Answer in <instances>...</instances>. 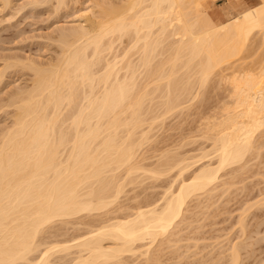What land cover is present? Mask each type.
<instances>
[{
	"label": "bare ground",
	"instance_id": "bare-ground-1",
	"mask_svg": "<svg viewBox=\"0 0 264 264\" xmlns=\"http://www.w3.org/2000/svg\"><path fill=\"white\" fill-rule=\"evenodd\" d=\"M196 2L121 0L114 7L99 6L94 20L84 14L79 28L57 36L61 57L54 65H22L32 72L30 88L12 101V128L0 137V264H54L53 255L62 254L64 260L71 250L70 264H121L129 254L147 258L156 239L161 241L160 236L184 219L189 198L210 195L220 171H240L249 156L254 157L256 134L264 128V63L256 74L239 69L227 79L230 91L224 116L214 123L208 120L202 133L210 148L209 153L200 151L198 159L210 156L207 164L178 178L177 188L169 187L160 203L135 207L112 222L100 219L78 237L61 242L57 235L56 243L47 241L58 221L99 211L106 216L103 211L122 194L124 184H118L120 176L114 173L123 168L132 174L139 168L131 136L143 124L149 95L148 99L157 94L163 112L177 110L182 94L195 85L203 87L213 70L237 55L250 35H264V0L218 26L200 15ZM122 38L130 45L119 57L114 44ZM121 128L127 137H122ZM145 134H140L142 141ZM176 157L173 164L181 176L194 162ZM159 170L156 167L149 175L156 176ZM233 255L231 264L237 262Z\"/></svg>",
	"mask_w": 264,
	"mask_h": 264
},
{
	"label": "rangeland",
	"instance_id": "rangeland-1",
	"mask_svg": "<svg viewBox=\"0 0 264 264\" xmlns=\"http://www.w3.org/2000/svg\"><path fill=\"white\" fill-rule=\"evenodd\" d=\"M1 1L0 137L12 128V117L15 112L12 101H16V97L23 96L21 94L30 88L33 75L31 71L23 68L24 64L31 62L41 68L54 65L61 57V49L57 42V36L60 33L71 31L76 27L79 28L83 23L81 16L83 17L84 14L85 17L87 16L86 18L94 20L99 6L106 9V7L121 4V0H62V2L61 0H7V3ZM195 1H197L200 15L203 16L204 13L213 25L218 26L247 9L249 5H246V2L256 5L261 0ZM250 39H248L247 44L243 45L244 49L242 47L240 51L238 50L239 54L237 53L234 57L226 59L225 62L223 61L220 66L213 70L209 77L210 80L208 79L203 87L197 88L195 85L192 91L182 94V99L186 101H180L182 106L180 104L177 110L174 109L169 113L165 110L163 112L160 103L162 101L157 99V94L155 93L154 96L151 94L153 96V98H150L151 100L148 99L151 97L149 95L147 97V100L150 101V103L147 102L149 109L144 107V104L141 115L142 118L145 113V119L142 118L145 121H143L144 125L142 124L141 128L133 132V136L130 133L132 130L129 127L127 128L132 140L135 141V149L137 148L138 152L135 166H139V168L132 174H125L127 172L124 173L125 169L123 171V168H121L122 171L118 169L120 173L118 171L114 173L118 178L120 176L121 182L118 184L121 187L124 184L122 188L124 190H121L122 194L119 193L120 195L117 199H114L115 201L110 200L113 204L103 211L106 216L102 215V211H99L88 214L89 216L85 213H83L84 215L78 214L75 217L71 216L67 218L69 221L65 219L66 222L63 223L58 221V224L56 223L51 229V234L53 231L57 234L54 232L53 237L50 236L47 241L56 243L57 241L62 242L65 238L69 240L71 239L69 237L80 236L86 230L91 229V226L103 222L104 219L107 222L108 220L112 222L122 215L132 213L135 207L150 204L154 206L161 202L164 192L169 187L172 188L171 190L177 188L178 178L182 179L184 176L186 178L199 164H207V159L210 156L201 160L198 159L201 158V152H208L210 148V141L206 140V136H202V133L205 135L204 130L207 129L206 125L209 122L214 123V121L222 119L221 115L224 116V109L227 108L229 102L227 96H229L228 92L230 91L227 79L235 71L238 74L239 69L240 72L245 71L246 73L256 74L258 68L264 63V35L262 36V32L260 34L259 32L258 34L254 33L252 36L250 35ZM127 44V40L124 39L115 42V51L119 57L127 51L125 49ZM133 58H135L134 55ZM130 59H132V55ZM150 111L152 113L148 115ZM122 129L124 128H121V135L125 138L128 132ZM144 133H146L147 139L142 141L140 134L142 136ZM262 134H264L263 127L256 134V137H258H255V142H257V150L255 151L257 154L254 152V157L251 154V157L249 156L250 160L248 159L242 169H239L242 171L244 168L243 173L237 171L238 169L235 172L234 170L227 171L228 168H226L225 172H219L221 178H219V183L213 188L210 195L208 194L210 198L202 193L205 197L200 194V196H196V198L198 197L197 200L193 196L190 201H188L190 198L187 200L184 217H182L184 219L178 220V223L167 233L168 235L165 234V237L160 236L161 241H158L157 238V243L154 242L152 250H150V253L153 252L154 257L150 253L144 259L143 256L138 257V254L133 256L129 254V256H123L124 263L148 264L145 259L150 257L149 264H231L233 262L232 255L237 253V255H233L234 258L237 257V260H235L237 262H234V264H264V135ZM258 141L260 146H258ZM179 156L182 159L192 157L188 159L189 162H194V164L195 161L197 162L195 165L191 163L193 167H187V171L181 173V176L177 173L179 167L176 168L173 164L176 162L175 157L179 158ZM164 160L173 162L169 161L168 164H170H167L166 167L164 165L167 162ZM188 160L187 163H189ZM156 167L157 171L162 167L159 170L161 173H158L160 175L155 176L151 173L154 177L150 176L149 171L155 170ZM167 168L169 169L167 170ZM162 169L165 171L162 172ZM171 169L173 170L171 171ZM121 174L123 177H121ZM126 175H129V178ZM138 175L139 177H137ZM57 226L59 228H56ZM65 229L67 232H65ZM57 235L59 238H57ZM50 238L55 240H50ZM140 244L136 243L135 246ZM233 247H235V250ZM232 252L234 253L232 254ZM71 253H73L72 250ZM71 253L68 257L65 255L66 259L64 260V255L60 254L62 256L60 257V255L55 254L51 260L54 262L56 257V260L60 257L61 261L59 259L55 260L54 264H58V262L62 264L64 261V263L70 264L71 261L69 262L68 259H72L73 255ZM123 261L121 264H124Z\"/></svg>",
	"mask_w": 264,
	"mask_h": 264
},
{
	"label": "crops",
	"instance_id": "crops-1",
	"mask_svg": "<svg viewBox=\"0 0 264 264\" xmlns=\"http://www.w3.org/2000/svg\"><path fill=\"white\" fill-rule=\"evenodd\" d=\"M245 4H246V5H249V4L251 5V3H250V2H249V3H247V2H246ZM246 5H245V6H246ZM252 5H254V4H252Z\"/></svg>",
	"mask_w": 264,
	"mask_h": 264
}]
</instances>
